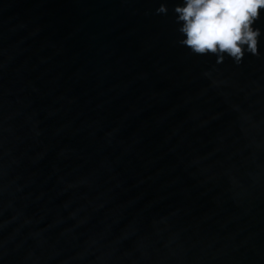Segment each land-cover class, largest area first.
I'll return each mask as SVG.
<instances>
[{"label":"water","instance_id":"obj_1","mask_svg":"<svg viewBox=\"0 0 264 264\" xmlns=\"http://www.w3.org/2000/svg\"><path fill=\"white\" fill-rule=\"evenodd\" d=\"M182 5L0 0V264H264V15L237 62Z\"/></svg>","mask_w":264,"mask_h":264},{"label":"clouds","instance_id":"obj_2","mask_svg":"<svg viewBox=\"0 0 264 264\" xmlns=\"http://www.w3.org/2000/svg\"><path fill=\"white\" fill-rule=\"evenodd\" d=\"M175 12L182 44L196 54L239 62L245 52H257L261 31L254 25L264 15V0H183Z\"/></svg>","mask_w":264,"mask_h":264}]
</instances>
